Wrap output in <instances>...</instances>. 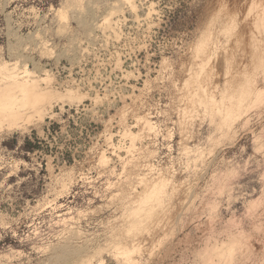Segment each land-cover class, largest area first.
Here are the masks:
<instances>
[{
	"label": "rangeland",
	"instance_id": "obj_1",
	"mask_svg": "<svg viewBox=\"0 0 264 264\" xmlns=\"http://www.w3.org/2000/svg\"><path fill=\"white\" fill-rule=\"evenodd\" d=\"M4 63L73 98L0 129V264H264V0H0Z\"/></svg>",
	"mask_w": 264,
	"mask_h": 264
},
{
	"label": "bare ground",
	"instance_id": "obj_2",
	"mask_svg": "<svg viewBox=\"0 0 264 264\" xmlns=\"http://www.w3.org/2000/svg\"><path fill=\"white\" fill-rule=\"evenodd\" d=\"M61 14L63 15L64 13ZM4 64H0V129H3V131H9L11 129H25L29 123H37V121L39 123V120H42L49 111V107L45 102L46 96H52V98H56L57 100H63L65 97L67 100L69 97L73 98L71 95L72 93H67V95H52V91L48 90L50 87H42L43 82H49L48 77L43 78L40 75H35L34 70H31L27 67H19L18 70H14L15 65L12 68L9 65L8 67L7 64ZM71 98H69V101L72 100ZM144 123L147 128H149L148 126L151 125L149 121ZM153 197L156 201L159 196H156L155 194V196L153 195L152 198ZM233 245L234 244H232V246ZM224 246L225 245L222 244L213 247L210 254L208 255L209 259L210 257L213 259L212 262L210 261L211 264L214 262H219L218 264H222L223 260L224 263L226 262V259L228 262V258L234 254V248L232 246L231 248H229V245L228 248H226L227 246ZM234 247L236 249V246ZM226 249H230L229 252H227L228 250L226 251ZM126 251H123L122 253H124V255L126 254L125 257H127V260H130V251ZM214 259H217V261H214ZM131 260L134 262L132 257Z\"/></svg>",
	"mask_w": 264,
	"mask_h": 264
}]
</instances>
